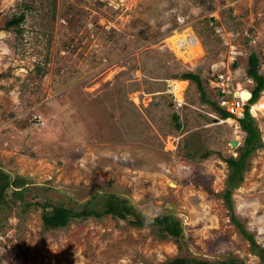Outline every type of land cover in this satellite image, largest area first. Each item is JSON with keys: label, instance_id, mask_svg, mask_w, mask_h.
Returning a JSON list of instances; mask_svg holds the SVG:
<instances>
[{"label": "rangeland", "instance_id": "374dc122", "mask_svg": "<svg viewBox=\"0 0 264 264\" xmlns=\"http://www.w3.org/2000/svg\"><path fill=\"white\" fill-rule=\"evenodd\" d=\"M188 34L201 52L186 61L173 45ZM187 43L179 51L189 55ZM250 51L264 77V0H0L1 167L30 178L35 203L0 209V264H264V89L262 107L248 109L262 147L230 194L247 235L218 196L243 133L237 117L215 112L214 76L246 96ZM184 72L199 75L204 96L182 82L185 103L173 105L167 87ZM105 194L143 225L128 213L76 215L43 230L45 200L102 211ZM159 215L179 221L181 235L148 224Z\"/></svg>", "mask_w": 264, "mask_h": 264}, {"label": "trees", "instance_id": "16d2710c", "mask_svg": "<svg viewBox=\"0 0 264 264\" xmlns=\"http://www.w3.org/2000/svg\"><path fill=\"white\" fill-rule=\"evenodd\" d=\"M23 17H15L6 23V27L11 25H18L20 19ZM246 77L251 80L254 85L249 89V93L243 98H249L243 107V116L236 118V122L239 126V131L243 133L242 147L238 150L237 156H229L224 159L227 164L228 175L225 180L226 188L224 192L218 194L222 197L226 203L228 209L232 212L231 219L236 223V215L233 213L232 200L230 198L231 189L236 187L241 181L242 169L247 159V156L257 148L262 147V142L260 139V134L257 126L255 125L254 118L249 114V106L257 101L260 96V92L264 89V77L259 73V59L255 52L250 51L247 56V66L245 69ZM215 77V76H214ZM173 80H190L193 81L197 89L200 91L201 95L204 96L202 82L198 74L192 72H184L179 75V77H171ZM258 102V101H257ZM256 102V103H257ZM173 103V102H172ZM171 103V104H172ZM254 103V104H256ZM215 112L219 115L221 119L235 118L230 115L225 110L219 108L217 103H213ZM172 118L176 121L178 116L176 114L172 115ZM180 127L179 124L176 126ZM2 166L0 160V209L8 207V211L11 212L14 206H19L20 211L27 209L28 207L34 205L27 199V192L33 191L30 178L21 176L19 174H14L13 178L6 173ZM34 197H36L34 195ZM102 197L101 208L102 211H98L97 207L84 206L80 211L75 210L71 207H66L63 204L54 203L53 200L47 199L42 204L43 210H41V220L43 230L59 229L64 228L68 225L71 219H74L76 215H81L83 217L93 216L101 217L105 214H116L123 215L124 213L131 214L136 218L137 223H132L138 226L143 225L142 221L139 219V214L127 204V201L116 197L114 194H105ZM38 201V200H37ZM3 222L0 223V227ZM149 225L159 226L161 232L166 231L167 235L172 237H179L181 235V226L179 221L174 220L171 216L159 215L156 218L151 219L148 222ZM239 226L240 232L247 235V232L243 229V225ZM161 264H214L210 263L208 260H198V259H188L184 257H175L170 260L164 261ZM216 264H236V259L231 257L226 258L225 262H218Z\"/></svg>", "mask_w": 264, "mask_h": 264}, {"label": "built area", "instance_id": "2783aa9c", "mask_svg": "<svg viewBox=\"0 0 264 264\" xmlns=\"http://www.w3.org/2000/svg\"><path fill=\"white\" fill-rule=\"evenodd\" d=\"M217 75V76H216ZM214 77V81L218 84V88L215 91L217 95V106L226 112H228L230 115L234 117H242L243 116V107H244V101L241 93L235 94V92H227L226 90V81L227 77H224L221 74H216ZM182 81L180 80H172L169 83L168 89L169 93H171L172 96V101L175 105L181 106L183 104V99L181 98V94L186 88L185 86L181 85ZM248 101V98H246ZM33 118H38V116H33ZM1 237V234H0Z\"/></svg>", "mask_w": 264, "mask_h": 264}, {"label": "bare ground", "instance_id": "6f19581e", "mask_svg": "<svg viewBox=\"0 0 264 264\" xmlns=\"http://www.w3.org/2000/svg\"><path fill=\"white\" fill-rule=\"evenodd\" d=\"M186 39L184 40L183 39V37L181 38L182 40L179 42V44L177 43V39L175 40V42H176V45H173L174 47V50H175V52L176 53H178V55H181L184 59H186V61H188V60H190L194 55H197V54H199L200 52H201V49H200V47H199V44H198V41H197V39H195V37L192 35V34H188L187 36H184ZM175 38V37H174ZM171 40H173V39H171ZM184 40V41H183ZM185 42H189V43H187V46H188V48L189 49H191L192 51H191V54H189L188 55V53H187V51H182V52H180L179 50V48H180V46H182V45H184L185 44ZM192 45V46H191ZM193 46H195V48L193 47ZM194 48V49H193ZM185 53L187 54V55H185ZM190 53V52H189ZM193 59V58H192ZM181 83V85H183L184 83H182V82H180ZM262 102L261 101H259L258 103H256V104H253V105H251V111L253 112L255 109H260L261 107H262ZM171 185L172 186H175V184L173 183V182H171Z\"/></svg>", "mask_w": 264, "mask_h": 264}, {"label": "crops", "instance_id": "0c3cea01", "mask_svg": "<svg viewBox=\"0 0 264 264\" xmlns=\"http://www.w3.org/2000/svg\"><path fill=\"white\" fill-rule=\"evenodd\" d=\"M180 81H182V82H188V80H180ZM186 85V88L184 89V91L182 92V94H181V97H184L183 98V100L185 99V94H186V91L188 90V87L187 86H189V85H187V84H185ZM168 88V87H167ZM170 94V93H169ZM171 98H172V95H171ZM173 102V101H172ZM183 103H185V102H183ZM173 105H174V103H173ZM184 105V104H183Z\"/></svg>", "mask_w": 264, "mask_h": 264}, {"label": "water", "instance_id": "95a60500", "mask_svg": "<svg viewBox=\"0 0 264 264\" xmlns=\"http://www.w3.org/2000/svg\"><path fill=\"white\" fill-rule=\"evenodd\" d=\"M230 144H231L232 146H236L237 141L234 140V139H232V140H230ZM169 184L171 185V182H170ZM171 186H172V185H171Z\"/></svg>", "mask_w": 264, "mask_h": 264}, {"label": "clouds", "instance_id": "9594fccd", "mask_svg": "<svg viewBox=\"0 0 264 264\" xmlns=\"http://www.w3.org/2000/svg\"><path fill=\"white\" fill-rule=\"evenodd\" d=\"M248 92H249V91H248ZM249 98H250V93H249ZM249 98H248V99H249Z\"/></svg>", "mask_w": 264, "mask_h": 264}]
</instances>
